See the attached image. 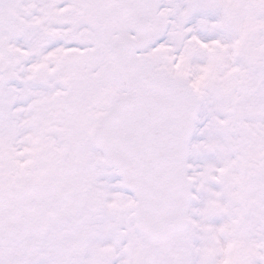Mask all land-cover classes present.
I'll use <instances>...</instances> for the list:
<instances>
[{
  "label": "snow or ice",
  "instance_id": "1",
  "mask_svg": "<svg viewBox=\"0 0 264 264\" xmlns=\"http://www.w3.org/2000/svg\"><path fill=\"white\" fill-rule=\"evenodd\" d=\"M0 264H264V0H0Z\"/></svg>",
  "mask_w": 264,
  "mask_h": 264
}]
</instances>
